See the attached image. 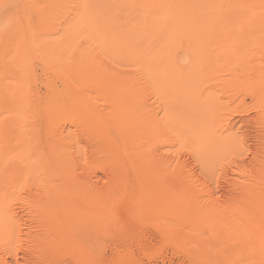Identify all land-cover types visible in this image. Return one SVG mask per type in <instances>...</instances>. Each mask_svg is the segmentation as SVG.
Masks as SVG:
<instances>
[{
	"label": "rangeland",
	"instance_id": "374dc122",
	"mask_svg": "<svg viewBox=\"0 0 264 264\" xmlns=\"http://www.w3.org/2000/svg\"><path fill=\"white\" fill-rule=\"evenodd\" d=\"M48 1L0 0V185L15 195L6 197L18 231L0 240L1 264L260 263L262 254L251 247L250 202L233 199L264 166V0H203L202 24L177 28L171 55L159 51L165 39L139 44L151 0ZM195 1L169 5L177 13ZM143 3L148 9H140ZM194 47L197 58L189 55ZM199 125L214 142L210 152L194 134ZM27 135L30 144L22 141ZM50 137L65 139L70 179L52 171L59 154L50 148L64 155V146ZM29 147L41 156L33 150L30 160L19 161L18 151L25 156ZM46 153L52 154L44 161ZM32 159L44 169L53 161L51 174L33 163L28 171ZM22 179L27 184L20 187ZM59 179L79 192L107 189L116 180V195L100 191L104 203L79 194L72 205L48 200L38 211L33 196ZM166 187L178 191V200H158ZM188 190L193 200L182 197ZM51 209L67 210L64 220ZM68 221H76L72 242L86 244L77 243V253L68 245Z\"/></svg>",
	"mask_w": 264,
	"mask_h": 264
},
{
	"label": "bare ground",
	"instance_id": "6f19581e",
	"mask_svg": "<svg viewBox=\"0 0 264 264\" xmlns=\"http://www.w3.org/2000/svg\"><path fill=\"white\" fill-rule=\"evenodd\" d=\"M53 0H51L50 2L51 3H53V4H55L54 2H52ZM122 1V0H121ZM152 1V9L151 8H146V6H145V8H143V6L144 5H146L145 3H143V5L142 4H140L139 6H141L140 7V9H148V10H145V11H147V12H150V15H151V17H150V19L148 20V21H145V22H141L139 25L141 26L140 27V39H139V44L142 42V41H145L144 42V44L145 43H148L149 41H154V40H156L158 37L162 40V42L164 41V39H165V41L162 43V48L159 50L160 51V53H162V54H164V55H171L172 53H173V50H172V44H173V40H175V39H177L178 38V36H179V32L180 31H178L177 30V28L179 29V30H181L180 29V27H197V26H200L201 24H202V18H203V13H201V12H203V0H196L195 1V3H193V5L192 4H188V3H186L182 8H180L178 11H177V13H175V12H173L172 11V9H171V7H170V5H169V0H151ZM45 2V1H44ZM47 2H49L48 0H47ZM46 2V3H47ZM57 2H58V0H57ZM199 2V3H198ZM51 3H50V5H51ZM196 3H198V4H196ZM49 3H47V5H48ZM188 4V5H187ZM191 7H193V10H198V11H193L192 10V8ZM198 8V9H195V8ZM191 8V9H190ZM151 9V10H150ZM137 10L139 11V9L137 8ZM192 10V11H191ZM143 11V10H142ZM144 11V12H145ZM140 12V11H139ZM138 12V13H139ZM139 13L141 16H142V14H145V13H147V12H145V13ZM138 13L136 14V15H138ZM148 14V13H147ZM197 14V15H196ZM139 15V16H140ZM196 15V16H195ZM138 16V17H139ZM138 17H136L138 20H139V18ZM144 18V17H143ZM141 20V19H140ZM190 35H191V37H193V38H199L198 36H197V33L196 32H190ZM121 41H122V39L120 38V43H121ZM70 44H72V43H70ZM69 44V45H70ZM121 44H124L123 45V48H125L126 49V52H127V56H130L131 55V48L128 46V44H127V42L126 41H124L123 43H121ZM84 47V46H83ZM82 48V47H81ZM80 48V49H81ZM87 50V49H86ZM86 52V51H85ZM126 55V54H125ZM189 55H191V56H193L194 58H197V56H198V53H197V48L196 47H194L190 52H189ZM91 58H88V57H86L85 58V61H87V62H90L91 60H90ZM82 63H84L85 64V62H82ZM86 65V64H85ZM90 65H88V67H89ZM86 67H87V65H86ZM87 67V68H88ZM86 68V69H87ZM191 90V89H190ZM190 90L188 91V95H191V92H190ZM23 94V93H22ZM26 94V93H25ZM24 95V94H23ZM36 101V100H35ZM39 102H41V101H39ZM38 103V102H37ZM38 104H40V103H38ZM21 109H23V110H25L24 108H22L21 107ZM201 110H202V108H200ZM204 111V110H203ZM22 112V110L19 112V115H20V113ZM24 114V111L22 112V114L21 115H23ZM29 116V115H28ZM202 124V123H201ZM52 126L53 125H50L49 127L50 128H52ZM36 128V127H35ZM35 128H33V132L34 131H36V129ZM35 129V130H34ZM38 130H39V128H38ZM37 130V131H38ZM50 130V129H49ZM31 131V132H32ZM44 131H45V129H44ZM52 133L50 134V136L53 134V136H54V133L53 132H55V130L52 128L51 130H50ZM30 132V133H31ZM32 132V133H33ZM43 132V131H42ZM207 132V130H204V128L203 127H200V125L197 127V130H196V132L194 133L195 135H200L201 134V138L205 141V143H203L201 146H203L202 147V150L205 152V151H207V152H210L211 150H210V147H213V144H214V142H212V141H209L207 138H209V136H208V134L206 133ZM30 133H29V136H31L30 135ZM35 133V132H34ZM33 133V134H34ZM203 133V134H202ZM37 134L38 133H36L35 135H34V137L35 136H37ZM25 135V134H24ZM41 135V134H40ZM56 133H55V137H56ZM58 135H60V134H58ZM57 135V136H58ZM62 135H64L63 133H62ZM62 135H60V136H62ZM8 136H10V134L8 135ZM7 136V137H8ZM49 136V135H48ZM66 136V135H65ZM6 137V139L8 140V138ZM22 139H23V137L24 136H20ZM32 138V139H35V138ZM54 137V138H55ZM64 137V136H63ZM20 138V139H21ZM29 137H28V135L26 136V138H25V140H22V141H26V139L27 140H29L28 139ZM37 138V137H36ZM43 138H44V136H43ZM51 138V137H50ZM65 138V137H64ZM63 138V141H65V139ZM13 139H15V137L13 138ZM52 139V138H51ZM58 138H56L55 140H57ZM60 139V138H59ZM58 139V140H59ZM61 139H62V137H61ZM60 139V140H61ZM10 140V139H9ZM7 141V143H9L10 141V145L12 146V143L14 142V140H10V141ZM17 140H19V137H18V139H16V141ZM21 140H19L20 141V143H23ZM36 140H38V139H36ZM53 140V139H52ZM55 140H53V141H55ZM58 141L59 143L61 142V141ZM15 141V142H16ZM18 141V142H19ZM44 141H45V139H44ZM61 142V144H62V147L65 145L64 143L65 142ZM57 142V141H56ZM20 143H18V144H20ZM25 143V142H24ZM27 143L28 144H30V140L29 141H27ZM59 143H57L56 145H60ZM14 145H15V143H13ZM26 144V143H25ZM54 144H55V142H54ZM10 145H8L9 147H7V149H8V151H9V148H10ZM13 145V146H14ZM24 145V144H23ZM23 145H22V148H21V144L19 145L20 146V148L21 149H23ZM25 146V145H24ZM30 146V145H29ZM46 146V145H45ZM27 148H28V145L26 146ZM30 147H32V146H30ZM29 147V148H30ZM37 146H35V148H36ZM51 147V146H50ZM13 148V147H12ZM11 148V150H13ZM33 149L34 151H36V149ZM57 149L56 151H55V149ZM64 148H65V146L63 147V152H64V155H62L61 153H62V151L61 150H59L60 148H56V147H51L50 149H53L51 152H53V151H55V153H57V154H59V155H56L55 153H54V155H56V157H54L53 158V160H54V163H55V165H54V168H53V170L51 169V167L52 166H50L51 164L50 163H53V161L52 162H50L49 163V165H48V163L47 164H45V163H43L41 160L39 161V162H42L41 164H44V165H48V167L46 168V166H45V169H47L46 170V172L50 169V171L52 170L53 172H54V174L55 173H57V172H60V173H64L66 176H67V178L68 179H70L71 177V175L69 176V174L71 173H69V169L70 168H72L71 167V165H70V163L68 162V160H70V158H68V159H64V158H66V157H64L65 156V151H67V149L66 150H64ZM20 149V150H21ZM46 149V148H45ZM48 149V148H47ZM46 149V151H48ZM19 150V149H18ZM18 151L19 152V154L17 155V156H19L20 155V158L21 159H19L18 158V160L20 161V160H22L23 158H25V160H26V158H28V160H30V157L28 156V157H26L27 156V153H29V152H32L33 150H31V148L28 150L27 149V151H25L26 153H25V156H22L23 155V153H24V151H22L23 153H21L20 154V152L21 151ZM40 150V149H39ZM42 150H44V149H42ZM7 151V152H8ZM45 151V152H46ZM59 151V152H58ZM6 152V153H7ZM37 153H38V151H36ZM35 152V153H36ZM50 152V151H49ZM5 153V154H6ZM39 153H40V151H39ZM38 153V154H39ZM48 153V152H47ZM45 154L46 155V159L44 160V161H46L47 159H48V156L49 155H51L50 153L49 154ZM17 154V152H15V154L14 155H16ZM30 154V153H29ZM28 154V155H29ZM42 154H43V152H42ZM32 155H33V152H32ZM40 155V154H39ZM38 155V156H39ZM54 155H52V156H54ZM61 155V156H60ZM6 157H7V159H11L12 157V155L10 156V155H5ZM22 156V157H21ZM35 156H37V155H35ZM41 156V155H40ZM40 156L38 157V158H40ZM67 156V155H66ZM11 157V158H10ZM15 157V156H14ZM15 158H17V157H15ZM44 159V158H43ZM50 159H51V157H50ZM12 160H14L13 158H12ZM18 160H14V161H17L18 162ZM25 160H23V161H25ZM13 161V162H14ZM23 161H21V164H26V163H28V162H24L23 163ZM34 161L36 162V164H38L37 162L38 161H36L35 160V158H34ZM48 162V161H47ZM31 163V165H29ZM29 164H26L27 166V169H28V171L30 170V171H33L32 169L35 167V166H33V164H34V162H33V159L31 160V162H30ZM33 163V164H32ZM19 164H20V162H19ZM20 164V165H21ZM24 164V165H25ZM36 164H34V165H36ZM64 165V168L65 167H70V168H65V169H63L62 168V165ZM67 164H69L68 166H67ZM74 164L72 163V166H73ZM30 166H31V168H30ZM39 165H36V167L35 168H37ZM50 166V167H49ZM33 167V168H32ZM39 167H41V165L39 166ZM43 167V166H42ZM41 167V169L44 171L45 169L44 168H42ZM1 169H0V173H3V175H5V173H4V169L2 168V167H0ZM49 168V169H48ZM2 169H3V171H2ZM34 170H37V169H34ZM25 171V170H24ZM27 171V170H26ZM27 171V172H28ZM50 171H48L49 173H50ZM70 171H72V170H70ZM14 173L15 172H18L17 170H14L13 171ZM34 172H36V171H34ZM37 172H38V170H37ZM36 172V173H37ZM41 172V171H40ZM47 172V173H48ZM52 172V173H53ZM13 173V174H14ZM19 173H22V172H20L19 171ZM42 173H44V172H42ZM46 173V174H47ZM23 174V173H22ZM21 174V175H22ZM51 174V173H50ZM73 174V173H72ZM2 175V176H3ZM48 176H49V174H47ZM53 175V174H52ZM51 175V176H52ZM18 175L15 173V176H13L14 177V179H15V177H17ZM24 176V175H23ZM4 177V176H3ZM2 177V178H3ZM13 177H9V179H12ZM19 177H21L22 178V176H19ZM50 177V176H49ZM70 177V178H69ZM2 178H1V180H2ZM8 178L7 179H5V181H8L9 180ZM19 179V178H18ZM18 179H16L17 181H18ZM253 181H251V183H249L245 188H244V190H243V192H242V195L240 196V197H238L237 199H233V200H245V201H247V200H249L248 201V203L250 204L249 206H250V209H249V214H248V220H249V225H250V232H251V237H252V240H253V245H251V247H252V249H253V251H255V252H260L261 254H262V256H261V262L260 263H257V262H253V264H264V166L263 167H261V168H258V169H256L255 171H254V175H253ZM25 179H22V181H20L19 182V184H18V182L16 183H14L15 185H13V186H15L16 187V189H18L17 188V186L18 185H20V187L21 186H25L24 184H23V181H24ZM73 180V179H72ZM3 183H5L4 182V178H3ZM10 181H12L11 183L13 184V182H14V180H10ZM64 181V180H63ZM63 181H61V179H59V180H57V181H53V182H55L56 184H52V185H46V187H43V190L41 191V193L39 192V196H37L36 198H34V196H33V193L31 192V194H32V196H33V198H32V200H35V204H36V209L38 210V211H42V206H43V204H45V203H47L48 202V200H55L56 202H57V200H70V202H71V205H72V203H76V201H77V198L75 197V196H77L78 194L79 195H81V196H83V198L81 197V196H79V199H80V197H81V199L80 200H83V201H85V200H93V202H94V200H104V196L102 197V193H100V191H103V194L105 193L106 195L107 194H109L110 195V197H111V195L113 194V197L115 198V196L114 195H116L115 193H116V190H117V185H116V183L118 182V181H111V184L110 185H112L110 188H107V189H103V190H98V191H94L95 189H91V187L93 186H85V187H81L80 188V192H79V187H78V185H73V186H71V185H69V186H65V185H62V182ZM67 181V180H66ZM90 181V180H89ZM22 182V183H21ZM1 183V182H0ZM2 183V184H3ZM24 183H25V181H24ZM76 183V182H75ZM74 183V184H75ZM87 183V182H86ZM89 183V182H88ZM18 184V185H17ZM22 184V185H21ZM77 184H79V183H77ZM4 186H5V184H3ZM9 186L11 185L10 184V182H9V184H8ZM39 187H40V183L39 184H37ZM80 185V184H79ZM87 185V184H86ZM7 186V185H6ZM27 186H29V185H27ZM33 186V185H32ZM38 186H36L37 188H38ZM119 186V185H118ZM0 187H1V185H0ZM15 187H13V188H15ZM19 187V188H20ZM2 188V187H1ZM0 188V189H1ZM30 188H31V186H30ZM36 188V189H37ZM96 188V187H95ZM11 189V188H10ZM27 189H29V188H27ZM39 189V188H38ZM41 189H42V185H41ZM3 190H5V189H1V193H2V191ZM18 190H20V189H18ZM21 190H24V189H21ZM31 190V189H30ZM9 191V190H8ZM8 191L6 192V190H5V192L6 193H8ZM15 191V190H14ZM4 192V191H3ZM10 192H11V190H10ZM19 192V191H18ZM27 192V191H26ZM6 193H2V196L3 195H5V197H6V195H8V197H9V195H10V193L9 194H6ZM75 193H77V194H75ZM21 194V193H20ZM25 194V193H24ZM30 194V193H29ZM14 193L12 194V196L11 197H13L14 198ZM28 195V194H27ZM18 196V195H17ZM21 196V195H20ZM186 197V199L187 200H193V198H192V196H191V192L188 190V191H186V193L184 194V195H182V197ZM1 197V196H0ZM4 196L2 197L4 200H0V240L1 241H4V240H7V239H11V237H13L14 235H16L15 233L16 232H18V231H16L15 232V229H14V222H13V217H9V216H12L13 215V210H12V215H9V214H11L10 212H9V210H8V203L11 201V200H8L7 199V197L5 198ZM19 197V196H18ZM30 198V197H29ZM86 198V199H85ZM107 198V197H106ZM25 199V198H24ZM27 199V198H26ZM109 198H107L106 200H108ZM16 200V199H15ZM21 200V199H20ZM28 200V199H27ZM74 200H76V201H74ZM103 200H102V202H103ZM111 200H113V199H111ZM115 200V199H114ZM158 200H178V191L176 190V189H174V188H172V187H166L165 189H163L161 192H159V196H158ZM69 202V203H70ZM78 202V201H77ZM82 202V201H81ZM99 203V204H103V203ZM10 203H12V201L10 202ZM83 203H85V204H87V202H83ZM82 203V204H83ZM95 203L97 204V202L95 201ZM56 204H60V202L59 203H56ZM77 204H79V203H77ZM77 204H76V206H77ZM82 204H80V205H82ZM93 204L94 203H92V205H90V207L92 208L93 207ZM95 204V205H96ZM11 205V204H10ZM31 204L29 203V206H30ZM68 205V204H67ZM70 205V204H69ZM33 206V205H32ZM72 206L73 208H78V209H80V208H82V207H80L79 208V206ZM97 206V205H96ZM66 207V206H65ZM96 208V210H97V208L98 207H95ZM94 207H93V209H95ZM89 209V208H88ZM92 209V210H93ZM101 209V208H100ZM34 210V209H33ZM63 210V209H62ZM61 210V212H57L58 210L57 209H51L50 211H48V213L50 214V215H55V216H58L60 219H61V214H62V216L63 217H65L64 215L66 214V212H67V210H65L66 212H64V210L62 211ZM70 210V209H69ZM76 210V209H75ZM101 211H104V209H101L99 212H101ZM62 212H64V214L62 213ZM70 212H71V210H70ZM73 212V211H72ZM81 212V211H80ZM84 212H87V211H83V213ZM92 212H94L95 213V210H93ZM97 212V211H96ZM77 213H78V211H77ZM74 214V213H73ZM85 214V213H84ZM90 214H92L91 213V211H90ZM245 214V213H244ZM243 214V215H244ZM75 216H76V213L74 214ZM85 216H87V215H85ZM85 216H80L82 219H86V217ZM92 216V215H91ZM94 216V215H93ZM16 217H19V216H16ZM15 217V218H16ZM21 218H23V217H19V219H21ZM88 218L91 220L92 219V217L90 218V216L88 215ZM81 219V221H83ZM24 220V219H23ZM61 220H64V218H62ZM67 221V220H66ZM89 221V220H88ZM92 221V220H91ZM12 222H13V224H12ZM17 223H18V221H16ZM16 222H15V224H16ZM19 222H21V221H19ZM69 222V221H68ZM74 222H76V221H74ZM74 222H69V224H67L65 227H64V230L66 231V234L67 235H69L68 236V240H69V242H68V245H70V246H72L73 248H75L76 250H73L72 249V251H76V253H77V247L79 246V245H81V241H80V243H78V246L76 247V245H77V243L75 244L74 242H72V238H74L73 237V235H75V233L74 234H69V231H70V229L73 227V225H74ZM85 222V221H84ZM259 222H262L263 223V227L259 224ZM23 223V222H22ZM83 223V222H82ZM21 224V223H20ZM19 224V225H20ZM87 225H88V223H86ZM86 224H84L83 223V225H86ZM19 225H18V227H19ZM77 226V225H76ZM89 226H91L90 224H89ZM20 227H21V230H22V226L20 225ZM84 227H87V226H84ZM15 228H17V227H15ZM83 228V227H82ZM84 229V228H83ZM16 230H18V228L16 229ZM82 229H80V231H81ZM22 231H24V230H22ZM88 232H89V230H87ZM86 231V232H87ZM23 233V232H22ZM21 233V234H22ZM20 233H18L17 235H19ZM20 234V235H21ZM29 234V233H28ZM82 233H80V235H81ZM85 234H87V233H85ZM19 235V236H20ZM83 236H84V234H83ZM84 238V237H83ZM75 239L76 240H78L77 238H76V236H75ZM81 239V238H80ZM86 239V238H85ZM8 241V240H7ZM73 241H75V240H73ZM85 241V240H84ZM11 242H12V240H11ZM85 242H87V241H85ZM6 243V242H5ZM73 243L75 244V245H73ZM82 243H83V241H82ZM9 245V244H8ZM8 245H6V246H8ZM12 245V244H11ZM82 245H86V244H82ZM81 245V246H82ZM78 247L79 248V250L82 248V247ZM2 247H3V245H2ZM9 247V246H8ZM68 248V247H67ZM71 248V247H70ZM70 251H71V249H69ZM68 250V252L69 253H71L70 251ZM73 253H75V252H73ZM72 253V254H73ZM75 253V254H76ZM86 253V252H85ZM75 256H81V255H75ZM1 258V257H0ZM5 258V257H4ZM79 258V257H78ZM81 258V257H80ZM83 258V257H82ZM81 258V259H82ZM3 259V258H2ZM1 259V261H0V264H1V262L3 261ZM81 259H80V261H81ZM256 260H257V257L255 258ZM5 260V259H4ZM89 261V260H88ZM6 263H8V261L6 262ZM5 263V264H6Z\"/></svg>",
	"mask_w": 264,
	"mask_h": 264
}]
</instances>
